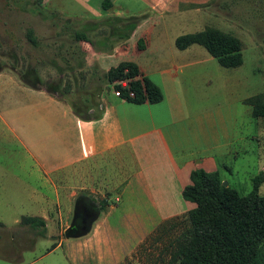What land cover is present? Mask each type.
Wrapping results in <instances>:
<instances>
[{
  "label": "crops",
  "instance_id": "obj_1",
  "mask_svg": "<svg viewBox=\"0 0 264 264\" xmlns=\"http://www.w3.org/2000/svg\"><path fill=\"white\" fill-rule=\"evenodd\" d=\"M39 1L44 10L66 20H78L81 26L88 21L141 16L130 37L115 41L107 54H145L121 60L134 61L140 70L139 77L150 80L159 98L154 102L135 103L115 94L106 96L101 105L102 115L84 120L73 113L67 100L33 88L15 70L4 66L0 70V134L12 138L28 161H20L25 168L24 178L17 174L8 177L0 172V197L6 200L0 208V227L6 231L23 227L20 221L25 215L40 216L48 226L52 218L50 208L59 201V194L62 195L57 183L59 178L69 170L80 169L84 170V181H96L103 175L111 197L112 190L119 187L116 202L121 197L128 201L123 203L126 211L119 220L122 223L116 220V202H110L106 218L100 220L98 213L86 233L92 228H103L112 235L122 224L136 233L139 230L141 239L164 219L193 207L194 203L182 196L184 186L190 182L191 169L215 170L216 159L211 150L221 138L225 139L223 142H231V129L219 125L218 132L215 111L209 108L203 112L185 111L191 105V96L182 84L184 77L178 69L197 67L200 70L211 61L214 56L206 41L178 48L174 40L183 33H170L176 23L181 26L185 21H194L201 14L200 6L214 0ZM138 38H143V48H138ZM81 42L88 45L86 51L98 52L88 41H79L80 45ZM245 102L249 104L248 98ZM190 143L198 144L201 150L198 156L186 158L184 150ZM21 190L27 191L31 205L27 213L17 210L10 199ZM10 238H14L13 234ZM95 238L103 240L99 235Z\"/></svg>",
  "mask_w": 264,
  "mask_h": 264
},
{
  "label": "rangeland",
  "instance_id": "obj_2",
  "mask_svg": "<svg viewBox=\"0 0 264 264\" xmlns=\"http://www.w3.org/2000/svg\"><path fill=\"white\" fill-rule=\"evenodd\" d=\"M200 7L199 17L191 22L185 21L181 26L176 23L170 33L219 26V29L229 31L240 39L243 61L240 65L227 67L212 57L200 70L197 67L178 69L184 77L182 84L191 96V105L185 111L195 113L209 108L217 115L218 132L219 125L231 129V142H223L225 139L221 138L211 152L215 155L216 169L219 167L223 180L245 194L252 188V177L264 175V116H253L257 95L261 94L264 101V0H214ZM81 24L78 20H66L44 10L39 0H0V65L14 66L19 72L34 70L42 82L61 79L60 91L69 103L76 102L78 94L103 103L106 96H114L115 84L121 82L106 80L108 68L118 60L130 56L144 57L145 54L119 55L122 53L117 52L108 55L110 50L96 49L102 48L98 43L93 46L98 52L86 51L88 45L84 42L81 45L78 41L69 44L67 41L75 30L83 27ZM28 27L40 40L37 46H33L25 36ZM102 29L91 30L92 38L98 40ZM53 37H56V43ZM61 40L66 42L65 46L57 51L55 47ZM81 48L85 50V55ZM67 51L77 54V59L71 60L74 67L58 72L50 58L56 57L66 67L62 55ZM76 60L82 64H76ZM27 73L33 76L31 72ZM247 98L249 104L245 102ZM188 146L184 150L185 157L198 156L199 145L190 143ZM21 159L28 161L19 145L9 136L0 134V172L8 177L17 174L24 178L25 168L20 163ZM84 176V170L80 169L61 175L57 183L62 188H59L62 195L59 194V201L50 208L52 218L48 220L44 235L25 225L9 231L0 227V264H165L171 240L187 223L186 212L164 219L141 239L139 230L136 233L135 229L122 224L115 228L112 235L110 230L103 228H92L90 232L78 236L64 235L76 198L89 196L97 206L105 200L106 205L100 208V220L106 218L109 203L117 201L115 195L119 187L112 190L114 194L111 197V189L107 187L103 175L91 182L84 181ZM26 193V190H21L19 195L10 197L17 210L21 209L24 213L31 206ZM259 193L264 194V181L259 186ZM5 201L4 197H0V208ZM127 202L123 197L116 202L117 222L121 220L122 212L126 211L123 203ZM11 234L14 238H10ZM98 235L103 240H96Z\"/></svg>",
  "mask_w": 264,
  "mask_h": 264
},
{
  "label": "trees",
  "instance_id": "obj_3",
  "mask_svg": "<svg viewBox=\"0 0 264 264\" xmlns=\"http://www.w3.org/2000/svg\"><path fill=\"white\" fill-rule=\"evenodd\" d=\"M141 19V16L131 15L88 21L81 29L75 30L73 36L66 41L69 44L88 41L93 46L98 43L102 48L96 49L105 51L112 48L115 41L129 38ZM102 27L104 29L100 30L99 39H93L91 30ZM25 36L33 46L40 43L31 27L26 29ZM200 41H206L210 53L223 66L234 67L243 61L240 39L213 26H206L202 31L180 34L174 40L178 48H185ZM65 43L61 40L58 51L62 50ZM137 46H145L143 38H138ZM67 52L62 55L66 67H63L56 57L50 58L58 72L74 67L71 60L77 59V54L75 51ZM78 60L76 64H82ZM2 67L4 65H0V70ZM9 67L15 70L26 84L44 89L63 99L64 93L60 91L61 79L42 82L34 70H27L33 75L30 77L27 71L19 72L14 66ZM105 76L108 82L126 79L127 86L123 87L119 82L115 84L116 88H120V94L116 95L119 98L135 103L154 102L159 98V92L150 80L139 77V67L132 60H121L110 66ZM130 91L133 95L129 94ZM77 96L76 102L69 103L76 116L91 120L102 115L101 100L82 97L81 94ZM255 102L253 114L264 116L261 94L257 95ZM189 176L190 182L184 186L182 196L194 205L185 213L187 223L170 242L171 249L165 264H264V194L259 193L264 175H254L252 188L245 194L229 184L224 185L219 169L209 171L203 167H195L191 169ZM106 203L102 200L98 208L102 209ZM20 224L37 229V233L42 235L46 232L45 220L40 216H22Z\"/></svg>",
  "mask_w": 264,
  "mask_h": 264
},
{
  "label": "flooded vegetation",
  "instance_id": "obj_4",
  "mask_svg": "<svg viewBox=\"0 0 264 264\" xmlns=\"http://www.w3.org/2000/svg\"><path fill=\"white\" fill-rule=\"evenodd\" d=\"M98 206L88 196L82 195L76 198L74 203L73 214L70 223L77 229H82L87 226L90 217L95 214Z\"/></svg>",
  "mask_w": 264,
  "mask_h": 264
},
{
  "label": "water",
  "instance_id": "obj_5",
  "mask_svg": "<svg viewBox=\"0 0 264 264\" xmlns=\"http://www.w3.org/2000/svg\"><path fill=\"white\" fill-rule=\"evenodd\" d=\"M223 184L224 185H227V181L226 180H223ZM99 213V209H97V211L95 212V214H93L88 223H87V226H85L84 228L82 229H77L74 225H73V222H71L67 227L66 229L64 230V235L65 236H78V235H81V234H85L89 229H90V226L92 224V221L94 220V218L98 215Z\"/></svg>",
  "mask_w": 264,
  "mask_h": 264
},
{
  "label": "built area",
  "instance_id": "obj_6",
  "mask_svg": "<svg viewBox=\"0 0 264 264\" xmlns=\"http://www.w3.org/2000/svg\"><path fill=\"white\" fill-rule=\"evenodd\" d=\"M119 84H121V86H123V87L127 86V81L126 80H121V82H119ZM114 93H115V95H119L120 94V88H115ZM129 94L133 95V92L130 91Z\"/></svg>",
  "mask_w": 264,
  "mask_h": 264
}]
</instances>
